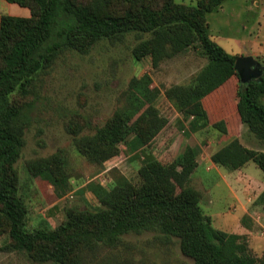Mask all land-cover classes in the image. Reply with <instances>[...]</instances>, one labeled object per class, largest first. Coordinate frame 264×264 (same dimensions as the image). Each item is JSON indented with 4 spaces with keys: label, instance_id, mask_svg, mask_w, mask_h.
Segmentation results:
<instances>
[{
    "label": "trees",
    "instance_id": "obj_1",
    "mask_svg": "<svg viewBox=\"0 0 264 264\" xmlns=\"http://www.w3.org/2000/svg\"><path fill=\"white\" fill-rule=\"evenodd\" d=\"M6 1L30 11V16L0 17V226H4L0 234L8 233L9 248L23 250L40 262L130 264L120 259L118 250L125 245L124 236L155 231L179 240L182 252L194 264H264V255L252 252L244 234L216 228L203 212L202 194L189 184L198 166L191 147L167 165L149 155L138 169L137 182L119 175L109 188L93 183L90 186L100 206L68 208L56 227H28V208L19 192L15 166L27 124L14 94H27L34 78L52 67L61 53H87L101 39H120L128 32L140 39L132 48L134 58L150 56L153 67L190 48L202 53L207 58L205 66L188 84L167 89V97L186 117L209 125L206 98L217 94L219 109L223 113L235 110L233 119L264 142V73L243 83L235 69L239 55L229 53L210 34L208 14L225 0H198L194 5L175 0ZM146 33L151 36L143 39ZM159 94L150 74L133 77L118 97L111 118L95 133L84 135L83 142L102 160L115 155L124 142L130 151L146 146L166 124L154 105ZM213 126L223 133L230 129L227 117ZM211 159L231 171L254 162L264 172V151L247 147L239 138L219 148ZM64 165L65 158L55 153L28 162L27 170L30 175L45 173L56 186L65 178L55 169ZM166 179H173L179 191L168 192L163 186ZM259 200L264 201V192ZM104 251L110 256L99 255Z\"/></svg>",
    "mask_w": 264,
    "mask_h": 264
},
{
    "label": "rangeland",
    "instance_id": "obj_2",
    "mask_svg": "<svg viewBox=\"0 0 264 264\" xmlns=\"http://www.w3.org/2000/svg\"><path fill=\"white\" fill-rule=\"evenodd\" d=\"M252 1L225 2L223 10L214 16L216 21L211 23V32L216 35L215 31L222 30V34L236 38L249 35L240 24L248 16ZM250 32L257 38L256 30ZM150 36L146 33L143 39ZM139 41L135 32H128L120 39H101L87 53L67 50L52 67L34 78L27 94L20 91L14 94L23 107L27 124L25 144L15 166L20 177L19 192L28 208V227H56L71 207L97 208L100 202L90 186L93 183L109 188L119 175L137 182L138 169L149 155L167 165L191 147L197 153L198 166L190 174L189 184L201 192L203 212L211 217L216 228L244 234L252 252L263 256L264 201L259 196L264 192V172L256 163L249 162L239 169L242 174L237 175L238 170L231 171L214 163L211 156L234 138L260 151H264V142L247 125L233 119L235 110L226 114L219 109L217 94L206 98L210 108V111L207 108L209 125L195 121L194 116L186 117L167 97V89L188 84L205 66L207 58L202 53L190 48L153 67L150 56L141 60L134 58L132 48ZM255 58L264 66L263 57ZM144 74H150L153 86L160 90L154 105L166 124L149 144L136 151H130L128 142H124L115 155L105 160L97 158L83 142V136L95 133L111 118L118 97L131 79ZM232 100L236 103V95ZM225 117L230 129L223 133L213 124ZM55 153L65 158V165L55 169L64 181L55 186L45 173L30 175L28 162ZM177 169L182 170L181 166ZM231 175L237 176L236 179ZM163 186L168 192L180 189L173 179L164 180ZM124 240L125 245L118 249L122 252L120 259L125 258L130 264H194L182 252L175 237L144 231L126 234ZM9 242L8 233L2 232L0 264H62L36 261L23 250L9 248ZM99 255L110 256V253L104 251Z\"/></svg>",
    "mask_w": 264,
    "mask_h": 264
},
{
    "label": "crops",
    "instance_id": "obj_3",
    "mask_svg": "<svg viewBox=\"0 0 264 264\" xmlns=\"http://www.w3.org/2000/svg\"><path fill=\"white\" fill-rule=\"evenodd\" d=\"M178 3L194 5L198 0H175ZM228 0H225L227 2ZM224 2V3H225ZM253 5L248 8L249 14L247 17L242 19L240 26L245 30L249 31V35H240L238 38L233 36H226L222 34V30H217L216 35L211 32V23L216 21L214 17L217 12H221L224 7V3L221 7L208 14V23L210 34L221 46H223L229 53L243 56L252 55L254 57L260 56L264 60V42L262 46V40H264V0H253ZM254 6V8H253ZM3 14H10L16 16H30V11L27 7L20 6L17 3H10L6 0H0V17ZM256 30L257 38H253L250 30ZM216 30V29H215ZM262 38V39H261ZM248 164V163H247ZM237 175L242 174V171H237ZM233 179L237 176L231 175ZM246 180V177H244ZM239 200H241L239 198ZM242 202V200H241ZM244 214V213H243Z\"/></svg>",
    "mask_w": 264,
    "mask_h": 264
},
{
    "label": "water",
    "instance_id": "obj_4",
    "mask_svg": "<svg viewBox=\"0 0 264 264\" xmlns=\"http://www.w3.org/2000/svg\"><path fill=\"white\" fill-rule=\"evenodd\" d=\"M235 69L243 83L249 82L264 73V67L260 61L252 55L238 56L235 62Z\"/></svg>",
    "mask_w": 264,
    "mask_h": 264
}]
</instances>
